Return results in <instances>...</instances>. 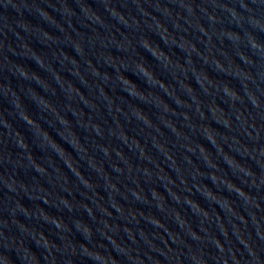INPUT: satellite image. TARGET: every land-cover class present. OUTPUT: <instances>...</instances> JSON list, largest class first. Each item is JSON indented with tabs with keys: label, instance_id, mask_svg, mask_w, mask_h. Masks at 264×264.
Wrapping results in <instances>:
<instances>
[{
	"label": "water",
	"instance_id": "1",
	"mask_svg": "<svg viewBox=\"0 0 264 264\" xmlns=\"http://www.w3.org/2000/svg\"><path fill=\"white\" fill-rule=\"evenodd\" d=\"M0 264H264V0H0Z\"/></svg>",
	"mask_w": 264,
	"mask_h": 264
}]
</instances>
